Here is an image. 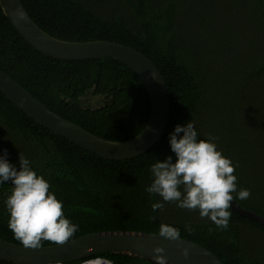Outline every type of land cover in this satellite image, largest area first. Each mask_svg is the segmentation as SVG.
<instances>
[{"label":"trees","instance_id":"obj_1","mask_svg":"<svg viewBox=\"0 0 264 264\" xmlns=\"http://www.w3.org/2000/svg\"><path fill=\"white\" fill-rule=\"evenodd\" d=\"M33 20L50 35L69 41L110 40L136 48L163 73L171 100L169 125L148 152L107 160L36 122L0 92V155L19 170V156L49 181L65 217L79 226L72 238L97 231L157 232L161 223L180 230L226 264H264V227L231 208L227 230L197 211L167 203L145 191L151 166L175 154L170 134L192 121L198 140L216 137L229 158L237 193L248 189L244 208L264 216V0H22ZM0 69L37 99L91 133L113 141L135 137L151 113L141 78L112 58L59 60L33 48L0 4ZM94 86L109 98L100 109L81 97ZM180 136L183 133L179 134ZM11 182L0 185V237L20 244L8 228L5 201ZM164 203L153 213L151 205ZM155 215L156 219L149 217ZM191 225L194 232L185 231ZM51 243L43 241L42 245ZM115 264L154 261L100 254ZM0 264H15L1 261Z\"/></svg>","mask_w":264,"mask_h":264},{"label":"water","instance_id":"obj_2","mask_svg":"<svg viewBox=\"0 0 264 264\" xmlns=\"http://www.w3.org/2000/svg\"><path fill=\"white\" fill-rule=\"evenodd\" d=\"M4 13L18 33L40 53L59 60L112 58L133 70L144 82L150 96L151 113L145 128L135 137L113 141L91 133L66 119L37 99L8 73L0 69V92L36 122L64 136L80 147L107 160H127L148 152L164 135L171 117V100L166 79L155 62L134 47L110 40L69 41L50 35L30 16L22 0H0ZM231 210L264 227V216L231 202ZM171 241L157 232L107 230L87 233L62 246L42 245L26 249L0 237V260L15 264L73 262L100 254H120L153 260V249H165L168 264H226L205 246L186 238ZM188 248V259L182 249ZM91 249V251H89Z\"/></svg>","mask_w":264,"mask_h":264},{"label":"clouds","instance_id":"obj_3","mask_svg":"<svg viewBox=\"0 0 264 264\" xmlns=\"http://www.w3.org/2000/svg\"><path fill=\"white\" fill-rule=\"evenodd\" d=\"M215 140L212 136L198 140L192 121L176 125L169 140L175 162L169 156L163 162L153 163L152 183L145 191L160 196L164 202H176L180 209L198 210L201 218H208L218 229L227 230L232 215L231 202L234 198L247 200L251 192L240 189L238 196H233L237 193L235 166L217 149ZM7 156V150L0 155V185L10 181L13 186L5 204L9 213L8 228L14 238L26 249H40L43 241L56 246L72 241L79 226L65 217L63 202L50 192L49 181L38 175L22 155L19 170L9 163ZM151 208L153 213L163 210L164 203L157 201ZM149 219L154 221L156 217ZM185 231L191 234L194 229L185 225ZM158 235L171 241L181 240L180 230L165 223L159 225ZM164 253L162 247L153 249L154 264H168ZM189 255L190 250L183 248V258L188 259ZM84 264H113V261L96 256L85 260Z\"/></svg>","mask_w":264,"mask_h":264},{"label":"flooded vegetation","instance_id":"obj_4","mask_svg":"<svg viewBox=\"0 0 264 264\" xmlns=\"http://www.w3.org/2000/svg\"><path fill=\"white\" fill-rule=\"evenodd\" d=\"M95 91L96 86L80 98L84 108L90 107L91 109H100L105 107L108 101L112 98V96L109 98L105 94H97Z\"/></svg>","mask_w":264,"mask_h":264},{"label":"built area","instance_id":"obj_5","mask_svg":"<svg viewBox=\"0 0 264 264\" xmlns=\"http://www.w3.org/2000/svg\"><path fill=\"white\" fill-rule=\"evenodd\" d=\"M96 256H99V255H96ZM96 256H92V257H89L87 259L94 258ZM102 257H105V256H102ZM105 258L109 259L108 257H105ZM87 259H82V260L73 261V262H57V263H49V264H84V261ZM113 264H115L114 261H113Z\"/></svg>","mask_w":264,"mask_h":264}]
</instances>
